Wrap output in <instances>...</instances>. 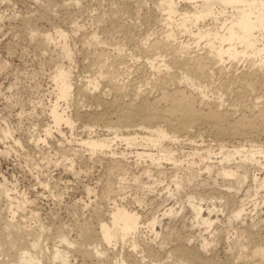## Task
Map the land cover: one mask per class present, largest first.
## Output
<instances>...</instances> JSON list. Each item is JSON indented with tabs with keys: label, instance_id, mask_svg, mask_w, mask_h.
<instances>
[{
	"label": "bare ground",
	"instance_id": "6f19581e",
	"mask_svg": "<svg viewBox=\"0 0 264 264\" xmlns=\"http://www.w3.org/2000/svg\"><path fill=\"white\" fill-rule=\"evenodd\" d=\"M137 2L146 10L138 14L140 26L120 23L112 9L96 17L97 28L84 40L98 52H86L90 62L82 68L90 75L80 82L69 38L83 24L35 34L42 45L59 46L69 62L52 76L44 134L24 140L0 123L1 141L11 143L1 153L30 143L42 153L49 146L59 156L43 151L46 168L62 165L79 176L96 163L107 176L96 181L104 183L100 193L84 185L96 197L85 207L96 204L97 218L72 224L77 239L69 225L38 221V211L29 209L35 201L0 176V264H71L75 255L83 257L80 264H264V227L244 225L264 208V145L255 143L264 136V0ZM56 6L39 5V17L51 18ZM101 44H114L116 54ZM133 65L136 79H117ZM226 103L235 108L222 109ZM202 131L213 145L197 140ZM56 133L61 139L53 147ZM42 184L51 188L50 181ZM221 211L228 223L240 221L237 238L227 244L232 258L216 251L213 216ZM195 227L209 234L201 231L197 239Z\"/></svg>",
	"mask_w": 264,
	"mask_h": 264
},
{
	"label": "rangeland",
	"instance_id": "374dc122",
	"mask_svg": "<svg viewBox=\"0 0 264 264\" xmlns=\"http://www.w3.org/2000/svg\"><path fill=\"white\" fill-rule=\"evenodd\" d=\"M51 1L57 4L54 8L53 15L51 18L41 19L38 15L37 8L39 5H46L47 0H0V16L2 15V20H0V123L3 126L8 125L16 132L15 135L17 137L20 136L24 140H29L32 134H44V131L41 132V130H44L45 126L43 128V125L48 123V118L43 110L48 107L52 99L49 96V92L53 90L52 76L60 62H69L62 60L60 57L59 46L54 47L53 44L42 45L41 40L35 34L42 33L46 30L55 34L54 30L56 25H60L67 31H71L75 30L73 24H83L84 29L76 31L78 34L70 33L71 37L69 38L74 53L73 62H75L72 65L74 68L73 75L75 76L73 77L75 78L74 81L76 80L77 82L78 80L80 82L84 79V75H90L89 73L83 72L82 68L84 64L87 65L90 62L89 58L86 57V52L94 54L98 52V50H95V46L88 45L84 40V34L97 28L96 17L103 13L107 14L112 9L111 12H114V19H117L120 23L140 26L142 24L137 18L138 14L142 15L153 5L152 1H149L145 6V10V7H138V0H81L80 5L72 4V0ZM64 1L70 3L68 7L61 6ZM118 7L119 9L121 7V9L119 10ZM66 14H71L68 20H64ZM33 34L34 38L32 37ZM118 39L116 40L117 44L124 42L121 37ZM102 47L106 48V51H110L113 55L116 54L113 49L114 44H101L98 46V48ZM128 64H133V61L129 60ZM136 69V65H133L130 75L123 73L125 75L122 74L117 79L119 77H121L119 78L121 80L124 78L125 81H128V79H136L139 75ZM91 70L96 72V65ZM107 77H110V75ZM148 87L141 86L140 90L145 92ZM153 94L154 96L157 95L153 92L151 96ZM110 97L107 98L110 99ZM249 99H252V97ZM204 105L205 103L201 104V107H204ZM226 108L233 109L235 107L228 106V103H226L222 109ZM68 135L70 136L69 133ZM60 137L57 133L52 136L53 139L51 138V141L54 144L53 147L59 143L58 139ZM202 139H204L205 144L209 142L212 145L214 144L212 138L207 136L204 131L197 137V140ZM9 142H2L0 139V176L4 175L10 186L15 185L18 191L21 193L25 192L30 199L35 201L29 205V209L38 211V221L44 222L49 228L50 226L51 228L57 227L60 224H66V227L69 225V229L71 230L70 237L73 236L72 238L75 237L74 239H77V231L75 234L76 228L74 225L82 220L94 222L97 218L93 211V206L96 204L85 207L87 203L89 204L91 200L94 201L96 197L93 195L89 197L84 190V185L90 184L98 190L102 189L100 187H104V183L101 185V182L99 184L98 182L99 178H105L107 176L105 167L100 164L95 163L93 165V163L90 162V164L87 162L88 165H92L89 166L88 173H81V175L76 176L65 171L62 165L55 166L53 163V165L49 164V166H55V168L45 167L48 165L46 161L42 160L41 154L43 151L44 153L46 151L52 152L51 155H54L56 159L59 155L55 148L50 149L49 146H46L43 147L44 150L42 153H39L37 152L38 147L36 149L30 143L25 147L27 149L19 148L18 151L15 148L17 152L13 150L10 154L4 155L1 153V150L6 149L8 146L10 147L11 143ZM255 143L264 145V136L258 137ZM250 144L252 143L247 142L248 146ZM36 162L41 164V168L38 170H35ZM42 169L43 172H39ZM46 180L51 183V188L49 189L43 187L42 182ZM96 181H98L97 186ZM98 202L97 204L100 205L102 200ZM106 202L103 200L101 206H107L108 202ZM246 207L249 208L250 204H247ZM247 213H249V210ZM7 215L6 213L3 214V216ZM251 215L253 217H249L250 219L247 218L244 225L246 226V224L254 222L259 224L257 228H263L264 208L258 214L254 212ZM213 218L216 222L212 227V231L220 236L216 251L218 254L220 253L219 255L222 258H226V256L232 258L234 253H228L227 244L237 238L235 227L240 225V221H234L232 224L228 223L226 219L227 215L222 211L214 214ZM33 225L35 226V223ZM183 232L188 233L189 231L184 230ZM191 233L197 239L200 237V233L205 236L209 234L198 227H195ZM51 242L54 243V240L51 239ZM51 242L49 243L50 246H52ZM82 259L83 257L81 255H75L72 258L71 264H80L83 261ZM89 263L91 264V260L86 259V264Z\"/></svg>",
	"mask_w": 264,
	"mask_h": 264
}]
</instances>
